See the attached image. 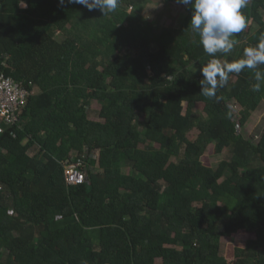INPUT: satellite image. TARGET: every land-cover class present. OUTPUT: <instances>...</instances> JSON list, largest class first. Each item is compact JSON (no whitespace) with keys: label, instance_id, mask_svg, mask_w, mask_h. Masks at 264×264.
Here are the masks:
<instances>
[{"label":"trees","instance_id":"obj_1","mask_svg":"<svg viewBox=\"0 0 264 264\" xmlns=\"http://www.w3.org/2000/svg\"><path fill=\"white\" fill-rule=\"evenodd\" d=\"M149 2L177 3L119 0L103 15L68 0H0V70L38 88L0 132V264H264V132L237 133L264 83L253 91L247 68L212 98L199 83L212 59L258 45L264 0H248L247 27L214 56L190 7L164 25L139 13ZM209 143L231 152L216 168L201 161ZM79 159L86 179L67 185ZM238 231L255 236L228 259L220 240Z\"/></svg>","mask_w":264,"mask_h":264},{"label":"clouds","instance_id":"obj_2","mask_svg":"<svg viewBox=\"0 0 264 264\" xmlns=\"http://www.w3.org/2000/svg\"><path fill=\"white\" fill-rule=\"evenodd\" d=\"M65 0H60L63 4ZM87 8L88 11L99 10L106 15L114 12L119 0H68ZM177 3L190 7L192 16L190 26L199 34L200 44L204 51L215 54L230 53L237 41L232 37L247 27L246 17L241 12L248 0H176ZM264 65V34L256 47L244 50V58L221 64L219 60L212 59L200 69L202 79L201 93L208 98L216 96L219 87H223L229 79L230 73H240L245 68L255 70L253 91H259L264 83V72L258 70ZM257 138V137H256Z\"/></svg>","mask_w":264,"mask_h":264},{"label":"rangeland","instance_id":"obj_3","mask_svg":"<svg viewBox=\"0 0 264 264\" xmlns=\"http://www.w3.org/2000/svg\"><path fill=\"white\" fill-rule=\"evenodd\" d=\"M139 13L142 14L148 20H156L164 25H178V21L181 20V17L186 15L185 5L179 3H171L168 6L162 2H149L145 4V6L139 8ZM164 13L163 15H161ZM264 19V14H263ZM242 45L241 42H238V48ZM35 92H38V89L35 88ZM233 108L237 111L242 110V105L239 103H233ZM94 111H97L100 108L98 102L93 101L91 105ZM203 109V104L197 105V114H201ZM93 117H97L95 113L92 115ZM92 117V118H93ZM264 132V100L259 105V107L250 114L244 126H239L237 124V133L243 135L246 139L251 141H255L256 137H258L261 133ZM198 135V130L193 129L188 133L189 139H194ZM231 155V152L228 148H225L221 154H216L214 152V143H209L206 147L205 152L201 156V161L206 166H211L216 168L218 163ZM96 159L98 158V152H95L93 155ZM98 171V164L92 167V171ZM125 170V169H124ZM126 171V170H125ZM222 179V178H221ZM254 233L246 232V231H238L237 233L232 234L229 237L221 238V253L228 259H234V248L241 247L244 245L245 241L253 238Z\"/></svg>","mask_w":264,"mask_h":264},{"label":"built area","instance_id":"obj_4","mask_svg":"<svg viewBox=\"0 0 264 264\" xmlns=\"http://www.w3.org/2000/svg\"><path fill=\"white\" fill-rule=\"evenodd\" d=\"M0 66H7V63L1 61ZM32 92L23 81L5 75L0 70V132L19 121ZM81 166L85 167L81 159L66 164L64 179L67 185H78L85 181L86 174Z\"/></svg>","mask_w":264,"mask_h":264},{"label":"crops","instance_id":"obj_5","mask_svg":"<svg viewBox=\"0 0 264 264\" xmlns=\"http://www.w3.org/2000/svg\"><path fill=\"white\" fill-rule=\"evenodd\" d=\"M35 88H37V87H36V86H33V89H32L33 92H32V94L36 93V92H35ZM37 89H38V88H37ZM95 115H96L97 117L95 118V117L91 116V119H92V120H99L98 115H97L96 113H95ZM92 117H93V118H92Z\"/></svg>","mask_w":264,"mask_h":264}]
</instances>
